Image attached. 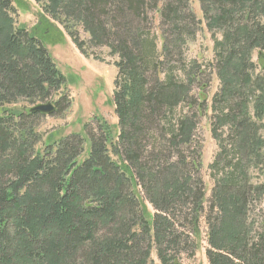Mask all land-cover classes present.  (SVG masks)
I'll return each mask as SVG.
<instances>
[{"label": "trees", "instance_id": "16d2710c", "mask_svg": "<svg viewBox=\"0 0 264 264\" xmlns=\"http://www.w3.org/2000/svg\"><path fill=\"white\" fill-rule=\"evenodd\" d=\"M34 1L46 30L20 27L19 0H0V264H148L154 248L161 264H180L195 258L203 225L209 264H264V213L256 237L249 222L253 204L264 212V183L249 176L264 170V0H198L215 40L205 68L185 59L202 24L190 0ZM47 17L83 53L80 25L118 58L117 137L101 122L99 136L86 126L89 140L45 141L41 115L17 108L68 85L42 40L57 31ZM208 110L221 148L210 197L199 141Z\"/></svg>", "mask_w": 264, "mask_h": 264}, {"label": "rangeland", "instance_id": "374dc122", "mask_svg": "<svg viewBox=\"0 0 264 264\" xmlns=\"http://www.w3.org/2000/svg\"><path fill=\"white\" fill-rule=\"evenodd\" d=\"M190 1V9L197 15L198 20L202 24L197 35L189 41L185 49V59L188 63L197 61L205 68L215 60V40L213 39V34L206 26L203 11L198 0ZM19 2L20 15L16 19L17 25L27 28L31 32H37V27L41 23V16L43 15L41 8L34 0H19ZM49 20L51 24L57 26V31L53 33L48 29L45 34L46 36H42V40L56 67L66 78L68 85L52 89L49 94L50 97L47 99L36 100V102L30 104L26 103V101L21 102L17 108L30 109L39 104H56L61 98L65 97L66 101L63 103L62 109H60L61 114L53 116L40 114L41 116L35 119L37 131L42 136H45V138L48 137L45 141H59L73 134H80L89 140L86 126H90L88 132L99 136L101 122H105L111 128L113 136L117 137L119 133V120L115 113L113 96L115 81L118 75L116 66L118 58L112 55L109 49L90 44L89 35L84 31L83 26L80 25L78 28V38L85 43L84 49L86 52L83 53L61 25L51 19ZM39 28L42 31L46 30L45 24L43 27L40 24ZM217 38L220 40L222 38L221 34H218ZM159 47H161L160 43ZM256 55L257 52L254 55V61H256ZM257 73H261L260 68L257 70ZM218 90L219 82L217 76L213 74L211 86L207 89L209 104ZM211 115L212 111L208 110L199 125V141L202 146L203 160L201 174L207 197H210L214 186L211 166L217 155L221 152L219 142L214 138L212 133ZM89 152L90 146L87 144L86 154ZM85 158L86 156L84 155L82 159ZM249 176L254 184L264 183V170L262 169L250 167ZM129 188L131 191L130 185ZM258 202L252 205L255 207L249 219V222L256 221L253 233L255 237L260 232L261 221H259V218L264 213ZM147 206L154 215V208L149 203H147ZM206 232V226L203 225L202 242L199 245L195 258L191 259L188 257V254H182L180 264H209L206 256L208 248ZM151 252L148 264H161L157 259L155 248Z\"/></svg>", "mask_w": 264, "mask_h": 264}, {"label": "water", "instance_id": "95a60500", "mask_svg": "<svg viewBox=\"0 0 264 264\" xmlns=\"http://www.w3.org/2000/svg\"><path fill=\"white\" fill-rule=\"evenodd\" d=\"M31 113H38L45 116H53L56 112V107L52 103L39 104L30 110Z\"/></svg>", "mask_w": 264, "mask_h": 264}]
</instances>
